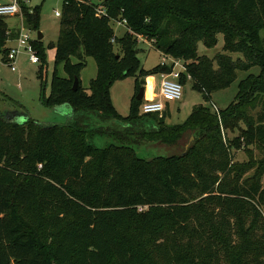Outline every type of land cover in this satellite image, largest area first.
<instances>
[{
    "label": "trees",
    "instance_id": "trees-1",
    "mask_svg": "<svg viewBox=\"0 0 264 264\" xmlns=\"http://www.w3.org/2000/svg\"><path fill=\"white\" fill-rule=\"evenodd\" d=\"M22 11L25 27L38 31L40 7ZM124 21L126 31L117 38L113 24ZM262 30L264 0H63L51 91L38 100L48 109L69 106L75 119L41 125L26 116L19 124L0 112V264H264V189L260 177L241 183L248 169L235 165V148L225 136L237 122L254 126L240 105L233 102L218 116L194 106L183 125L153 132L202 126L194 144L178 156L147 160L130 146L98 148L91 142L93 123L78 118L92 114L127 130L141 118H160L161 125L168 117L167 104L161 117L139 114L138 80L127 117L109 98L116 80L171 71L160 65L140 70L137 37L155 39V50L182 60L180 83L188 76L204 102L229 87L237 71L254 66L259 75L243 80L235 99L250 86L259 89L264 52L255 36ZM217 35L224 38L222 52L211 59L198 55V43L212 48ZM16 36L0 17L4 62ZM40 41L32 45L42 61ZM90 57L96 75L83 89L80 73ZM59 64L65 78L56 74ZM255 131L264 139L263 131Z\"/></svg>",
    "mask_w": 264,
    "mask_h": 264
},
{
    "label": "rangeland",
    "instance_id": "rangeland-1",
    "mask_svg": "<svg viewBox=\"0 0 264 264\" xmlns=\"http://www.w3.org/2000/svg\"><path fill=\"white\" fill-rule=\"evenodd\" d=\"M6 1L0 0V4ZM20 1L19 7L22 17V6L28 8L30 13L34 7H40L38 31L29 30V32L31 33L30 36L34 39L33 41H37L38 32L42 34L43 38L40 41V45L43 50L44 59L39 61L38 64H31L27 52L21 50L15 62L16 70L12 72L8 64L2 60V56H0V112H21L35 119L41 125H50L49 120L51 121L53 118L54 121L52 123H61L62 120L56 115V111L58 110L41 106L38 98L40 93L46 98L51 91L55 55V49L52 45L57 40L59 30V17H55L54 13L61 12L63 0ZM92 1L96 4L99 3V0ZM5 22L10 29L20 27V17L18 16L7 17L5 18ZM125 25V21L113 24L115 37L119 38L123 35L126 31ZM255 37L256 42L260 41V43L256 44V47L261 49V51L263 48L264 52V30L260 31ZM215 38L217 42L212 48H207L204 46V42H199L197 54L211 59L217 53L222 52L225 46L224 38L222 35H217ZM234 40L237 41V38L235 37ZM137 42L138 52L136 57L139 69L148 71L158 66L161 63L162 54L154 48L155 39L147 40L143 37H137ZM207 42L212 43V40L208 39ZM34 50L39 58L38 48H34ZM230 56L233 60L237 58L242 60V56L238 54H231ZM71 62L76 63L74 59ZM180 64L183 66L184 62L180 60ZM39 71L41 72V79L38 77ZM259 73L260 68L257 66L244 72L237 71L234 82L225 89L216 90L211 93L210 101L206 102H204L200 93L191 89L190 78L187 76L184 83H182L181 99L178 102L169 103L170 117L163 118L161 125L158 121L160 118H157V120L141 118V120L134 122L127 130L121 129V127L108 121L94 123L92 127L97 134L95 133L96 135L91 138V142L98 148L106 147L111 143L130 146L138 157L146 160L157 156H178L186 152V146L190 148L194 144L200 135L202 126L191 125L185 128L187 131L178 129L171 134L160 133L155 135L153 132L155 133L161 128L168 129L183 125L194 106L203 105L211 114L218 116L217 111H224L234 102L235 105H240V110L253 119L254 122L252 129H249L243 122H237L234 130L228 129L225 133L226 138L231 141L232 147L235 148L233 151L234 163L248 169L242 176L241 183H252L260 177V185L264 189V174L260 176V173H264V139H261V136L258 135L259 131H255L258 128L264 132V122L262 124L258 122L260 117L264 116V104L262 103L264 100V85L259 89L255 88V86H250L249 92L243 90L238 99H235L240 83L249 77H257ZM56 74L62 78L66 77L62 64L57 65ZM95 75V61L91 57L87 58L86 67L80 73L81 86L87 89L90 80L94 79ZM150 77L151 75L141 77L137 74L136 76H128L116 80L111 84L109 98L116 112L121 117L125 118L128 116L131 99L135 92L136 80H138L139 84H142L144 81L147 82L145 99L153 100L155 95H158L156 91L158 79L156 78L154 82L152 79H149ZM254 89L257 91L254 92ZM246 101H249V103H245ZM52 114L53 117L51 118ZM179 134L181 135L177 138ZM236 243L237 246H243L242 241H236ZM248 255L247 259L254 258L253 253H248ZM261 261L263 262V259ZM249 263L253 264V262Z\"/></svg>",
    "mask_w": 264,
    "mask_h": 264
},
{
    "label": "built area",
    "instance_id": "built-area-1",
    "mask_svg": "<svg viewBox=\"0 0 264 264\" xmlns=\"http://www.w3.org/2000/svg\"><path fill=\"white\" fill-rule=\"evenodd\" d=\"M20 2V0H7L0 4V17H20V27L16 31L17 36L7 43L8 51L5 57V63L8 64L12 72L16 70L15 62L21 50L27 52L31 64H38L40 61L32 45L34 39L30 36L31 33L24 25L23 17L20 13ZM54 15L55 17H60L59 12H55ZM159 65L162 67H170L171 71L160 74L159 99L142 102L139 107L140 115L157 114L161 117L166 104L178 102L181 99L182 84L180 83V74L184 72V65L182 66L180 64V60L163 54Z\"/></svg>",
    "mask_w": 264,
    "mask_h": 264
},
{
    "label": "crops",
    "instance_id": "crops-1",
    "mask_svg": "<svg viewBox=\"0 0 264 264\" xmlns=\"http://www.w3.org/2000/svg\"><path fill=\"white\" fill-rule=\"evenodd\" d=\"M11 32L13 31V33H15L16 31H17V29L18 28H15V29H10V28H8ZM42 35V34H41ZM42 38H43V36H42ZM42 40V39H41ZM158 79V85H157V92L159 91V86H160V74H156V75H151V77L149 78V79H152L154 82H155V79ZM142 87H144V95H145V89H146V87H147V82L146 81H144L143 82V85H142ZM82 88L84 89V87L82 86ZM143 95V99H142V101L141 102H145V101H149V100H147V99H145V96ZM134 96H135V92H134ZM133 96V97H134ZM132 97V98H133ZM136 97V96H135ZM157 99H159V95H155V97L153 98V100H157ZM113 105V104H112ZM167 108H168V117L167 118H169L170 117V113H169V104H167V106H166ZM54 109H57L58 111H56V115H57V117L59 118V119H61L62 120V122L61 123H58V122H53L52 123V121H54V118L50 121L49 120V124H67V123H71V122H73V120L75 119V116L73 115V112H72V110H71V108L69 107V106H67V105H62V106H59V107H56V108H53L52 110H54ZM65 113H66V115H65ZM92 115V114H91ZM87 115V114H82V115H80L78 118H80L81 120H82V122L83 123H85V124H88V123H90V122H92L93 123V125H94V123H99V121H97V119H95V116L94 115ZM53 117V114L51 115V118ZM92 117V118H91ZM33 119V118H32ZM77 119V118H76ZM35 120V119H34ZM36 121V120H35ZM99 126V125H98Z\"/></svg>",
    "mask_w": 264,
    "mask_h": 264
},
{
    "label": "water",
    "instance_id": "water-1",
    "mask_svg": "<svg viewBox=\"0 0 264 264\" xmlns=\"http://www.w3.org/2000/svg\"><path fill=\"white\" fill-rule=\"evenodd\" d=\"M42 39V35L40 32L37 33V40H41ZM78 86V81L77 79H74L73 84H72V90L75 91L77 89ZM143 95H144V87H140L138 90V93L135 97L136 101L141 102L143 99ZM11 117L14 118L16 120L17 123L21 124L26 120V116L24 113L21 112H9ZM188 148V146H186V149Z\"/></svg>",
    "mask_w": 264,
    "mask_h": 264
}]
</instances>
